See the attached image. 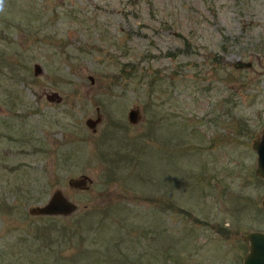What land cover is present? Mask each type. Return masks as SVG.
<instances>
[{
    "label": "rangeland",
    "instance_id": "374dc122",
    "mask_svg": "<svg viewBox=\"0 0 264 264\" xmlns=\"http://www.w3.org/2000/svg\"><path fill=\"white\" fill-rule=\"evenodd\" d=\"M262 126L264 0H0V264H241Z\"/></svg>",
    "mask_w": 264,
    "mask_h": 264
},
{
    "label": "water",
    "instance_id": "95a60500",
    "mask_svg": "<svg viewBox=\"0 0 264 264\" xmlns=\"http://www.w3.org/2000/svg\"><path fill=\"white\" fill-rule=\"evenodd\" d=\"M249 65L250 62L236 61L234 63V66L237 67ZM33 72L34 74L41 72L39 64H33ZM45 98L50 101L60 100V96L55 91L45 93ZM126 117L128 122L136 123L141 117L138 106L134 105L130 108ZM100 120L101 115L97 113L94 118L87 117L84 122L94 132L96 124ZM249 146L255 153L253 172L257 177L264 179V126L250 139ZM90 182V178L85 174L69 177L66 192L55 187L44 203L28 205L26 211L33 216H68L77 210V205L68 198L69 191L72 189L86 190ZM259 204L264 210V195L260 196ZM240 238L246 242V250L242 255L241 264H264V230H246L241 232Z\"/></svg>",
    "mask_w": 264,
    "mask_h": 264
},
{
    "label": "trees",
    "instance_id": "16d2710c",
    "mask_svg": "<svg viewBox=\"0 0 264 264\" xmlns=\"http://www.w3.org/2000/svg\"><path fill=\"white\" fill-rule=\"evenodd\" d=\"M107 253L110 254V255H112L111 252H109V251ZM114 264H122V263L121 262H116Z\"/></svg>",
    "mask_w": 264,
    "mask_h": 264
},
{
    "label": "flooded vegetation",
    "instance_id": "af4514ba",
    "mask_svg": "<svg viewBox=\"0 0 264 264\" xmlns=\"http://www.w3.org/2000/svg\"><path fill=\"white\" fill-rule=\"evenodd\" d=\"M246 243V242H245Z\"/></svg>",
    "mask_w": 264,
    "mask_h": 264
}]
</instances>
